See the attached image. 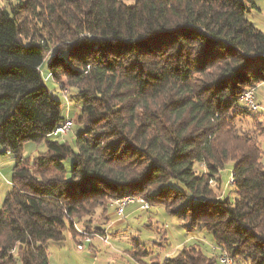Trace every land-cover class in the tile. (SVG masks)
I'll return each mask as SVG.
<instances>
[{
  "label": "trees",
  "instance_id": "trees-1",
  "mask_svg": "<svg viewBox=\"0 0 264 264\" xmlns=\"http://www.w3.org/2000/svg\"><path fill=\"white\" fill-rule=\"evenodd\" d=\"M246 4L254 0H0V148L16 157L0 264H49L50 242L76 238V222L125 196L205 230L235 263L264 264V128L242 101L264 83V31ZM43 64L76 90L71 141L50 135L65 115ZM248 117L253 129L238 128ZM26 142L45 151L24 157ZM229 162L233 199L211 186ZM161 264L216 258L193 245Z\"/></svg>",
  "mask_w": 264,
  "mask_h": 264
},
{
  "label": "rangeland",
  "instance_id": "rangeland-1",
  "mask_svg": "<svg viewBox=\"0 0 264 264\" xmlns=\"http://www.w3.org/2000/svg\"><path fill=\"white\" fill-rule=\"evenodd\" d=\"M246 9L248 20L256 28L264 31V0H254V6L251 7L246 4ZM40 70L50 95L61 102L64 115L68 113V116L73 119L70 134L68 133L66 136L59 138L61 141H71L75 132L81 129L77 123L80 105L76 102V90L67 86L65 88L60 87L47 74L45 64L41 66ZM255 99L259 104V108L253 111V114L258 117V121L264 128V83L256 86ZM252 122L251 118H245L239 121L238 128L251 130L253 129ZM258 143L262 150L261 164L264 169V132L258 138ZM43 151H45L44 143L26 142L22 148L24 157L31 160ZM15 161L14 154L4 153L0 148V206L3 204L5 194L10 188L7 182L11 180V170ZM64 165L67 176H69L71 159H67ZM196 171L201 173L206 170L202 165H196ZM232 172L233 162L227 163L220 169L218 173L219 182L216 179L211 182L215 193L231 199L235 197L234 186L230 181ZM107 204L109 209L105 213H101V209H96L93 214L82 217L75 224L76 232H74V236L81 237L80 239L88 236L102 239L95 240L100 247L96 256H89L86 251H79L75 242L67 234L68 238L62 244L50 242L48 247L49 264H152L153 262V264H161L165 258L174 256L183 247L193 245H196L208 257L215 256L216 264H221L219 262V251L213 250L215 244L210 234L203 229L189 230V226L185 221L169 214L160 205H152L148 210L139 209L137 203L126 205L123 216L116 217L124 220V227L117 232H112L107 237L106 232H100L94 228L95 226H104L106 224V214L114 211L112 201H108ZM106 237V242H104L103 239ZM138 244H141L140 247L144 246L141 251L137 248ZM136 257H138V260ZM235 261V264H241L239 261L242 260L236 259Z\"/></svg>",
  "mask_w": 264,
  "mask_h": 264
},
{
  "label": "built area",
  "instance_id": "built-area-1",
  "mask_svg": "<svg viewBox=\"0 0 264 264\" xmlns=\"http://www.w3.org/2000/svg\"><path fill=\"white\" fill-rule=\"evenodd\" d=\"M254 91H255L254 88H249L242 95V101L244 105H246V107L250 110H251V107L259 108V104L257 103L255 99ZM72 127H73V119L70 118L69 116H65L64 120L55 127V129L51 132L50 135L54 137L62 138L68 132H70ZM112 203L115 207L114 212L116 216L118 217L123 216L125 206L131 203L139 204V209L141 210H148L150 207V205L146 201H142L138 199L136 196H125V199H114ZM103 240L105 241V239ZM77 249L79 250L83 249V246H81V243L77 244ZM219 262L221 264H235L233 258L224 250H221L219 253Z\"/></svg>",
  "mask_w": 264,
  "mask_h": 264
},
{
  "label": "crops",
  "instance_id": "crops-1",
  "mask_svg": "<svg viewBox=\"0 0 264 264\" xmlns=\"http://www.w3.org/2000/svg\"><path fill=\"white\" fill-rule=\"evenodd\" d=\"M63 112H64V109H63ZM65 116H68V113ZM7 183L10 184L9 182H7ZM112 207L115 210V207H114L113 203H112ZM116 217H118V216H116L114 211L112 213L108 212L106 214V220H105L106 224L104 226H102L101 229H102V231L106 232L107 237L112 232H117L118 230H120V228L124 227L123 226L124 225V220L118 219ZM68 236L70 237V239L73 242H75L76 247H77L78 243L83 244V249L82 250L78 249V250L79 251H86L89 254V256H94L95 257L97 252L100 250V247L95 242V240H98V241L102 240L100 237L90 238L88 236V237H84V238L80 239L81 237L73 238L70 234H68ZM96 236H98V235H96ZM107 237L104 238L105 239V241L103 240L104 242H106ZM66 238H68L67 235H66ZM87 240H88V242H87ZM84 242H86V243H84ZM137 243H138V241H137ZM49 244H48V247H49Z\"/></svg>",
  "mask_w": 264,
  "mask_h": 264
},
{
  "label": "bare ground",
  "instance_id": "bare-ground-1",
  "mask_svg": "<svg viewBox=\"0 0 264 264\" xmlns=\"http://www.w3.org/2000/svg\"><path fill=\"white\" fill-rule=\"evenodd\" d=\"M258 109V107H251V110L252 111H256ZM230 181H231V183H232V179H230ZM120 199H125V197L124 198H120ZM138 199H140V200H142L141 198H138ZM143 201V200H142ZM87 242H88V240H87ZM83 243V242H82ZM84 243H86V242H84ZM81 246H83V244H81Z\"/></svg>",
  "mask_w": 264,
  "mask_h": 264
}]
</instances>
